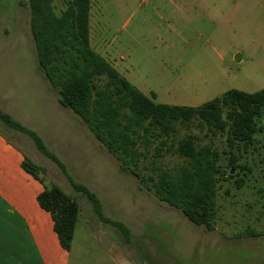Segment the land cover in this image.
<instances>
[{
	"label": "rangeland",
	"instance_id": "1",
	"mask_svg": "<svg viewBox=\"0 0 264 264\" xmlns=\"http://www.w3.org/2000/svg\"><path fill=\"white\" fill-rule=\"evenodd\" d=\"M66 1L54 0L57 14ZM29 17L28 0H0V98H11L7 102L19 112L22 105L41 106V86L28 76L35 56L23 53L34 50ZM89 36L90 47L145 96L153 93L155 103L196 107L230 89L264 88V0H90ZM197 124L191 129L197 143L211 144L221 166L212 231L140 190L137 179L120 171L106 151L111 159L101 176L89 151L78 149L57 122L58 136L78 154L70 163L62 161L69 175L99 198L97 214L84 196L63 185L59 169L31 142V151L24 148L46 168L43 179L79 203L69 264H264V118L257 122L253 145L232 150L237 165L244 166L230 170L236 174L232 179L225 136ZM185 134L180 130L177 137ZM180 162L166 156L162 164L171 169ZM239 178L244 184L237 189ZM252 231L258 235L246 236Z\"/></svg>",
	"mask_w": 264,
	"mask_h": 264
},
{
	"label": "trees",
	"instance_id": "2",
	"mask_svg": "<svg viewBox=\"0 0 264 264\" xmlns=\"http://www.w3.org/2000/svg\"><path fill=\"white\" fill-rule=\"evenodd\" d=\"M53 3L28 0L29 29L38 67L57 91L60 106L82 120L119 162L120 169L138 180L140 190L151 192L195 226L212 231L221 175L219 153L211 144L199 145L191 129L197 122L198 128L204 126L214 136H225L230 154L227 178H235L230 170H244V166L237 165L238 157L232 150H247L253 145L254 135L260 130L257 122L264 118V88L253 93L230 89L196 107L155 103L153 93L151 98L145 96L90 47V0H67L59 14ZM0 123L29 137L36 150L58 166L73 190L84 196L97 214L99 200L95 193L69 177L40 137L2 111ZM180 130L186 134L177 137ZM166 156H176L181 162L168 169L162 164ZM22 168L41 181L45 175V169L27 157ZM243 184L242 178L235 180L237 189ZM37 202L50 214L60 246L69 251L79 203L54 184L45 185ZM256 235L253 231L246 234Z\"/></svg>",
	"mask_w": 264,
	"mask_h": 264
},
{
	"label": "crops",
	"instance_id": "3",
	"mask_svg": "<svg viewBox=\"0 0 264 264\" xmlns=\"http://www.w3.org/2000/svg\"><path fill=\"white\" fill-rule=\"evenodd\" d=\"M27 52L35 56L32 63L28 65L31 66V68L28 67L30 70L28 76L36 87L41 86L40 109L26 110L25 105L21 104L23 111L19 112L14 108L11 100L7 102L11 98L1 96L3 98H0V111L40 137L47 150L62 163L67 172L63 161L70 163L78 157V154L74 153V148L72 150L66 148L62 136H58L61 133L56 130L54 124L59 123L74 139L73 144H77L78 149L89 151L88 156H93L102 176L110 158L106 152H109L105 148L103 150L99 142L100 145L93 141L92 132L75 113L60 106L57 91L50 85L51 88H45L46 79L38 67L35 46L33 51H23V53ZM4 129L15 135L16 142L6 135ZM87 130L90 134L86 133ZM0 131V264H69L74 233L81 210L77 214L71 247L69 251H66L59 244L50 214L43 210L37 202V197L43 192L45 185L50 186L54 183L49 184L47 180L35 179L22 168L24 158H28L25 150H30L32 147L30 142L35 151H38L29 137L5 127L2 123H0ZM112 158L114 159L112 161L118 165V169L122 171L119 162L113 156ZM56 167L58 168L57 165ZM44 169L46 177V168ZM60 173L66 179L63 185L68 184L71 187L67 177L61 171ZM67 174L69 175L68 172ZM54 175L59 176L58 173ZM69 191L74 190L71 187Z\"/></svg>",
	"mask_w": 264,
	"mask_h": 264
},
{
	"label": "water",
	"instance_id": "4",
	"mask_svg": "<svg viewBox=\"0 0 264 264\" xmlns=\"http://www.w3.org/2000/svg\"><path fill=\"white\" fill-rule=\"evenodd\" d=\"M240 59H239V55H237L236 57H235V62H238Z\"/></svg>",
	"mask_w": 264,
	"mask_h": 264
}]
</instances>
